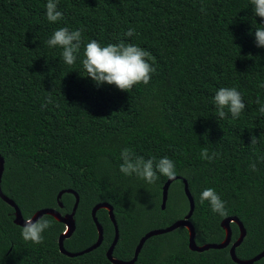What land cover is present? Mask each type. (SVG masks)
Wrapping results in <instances>:
<instances>
[{
	"label": "trees",
	"instance_id": "trees-1",
	"mask_svg": "<svg viewBox=\"0 0 264 264\" xmlns=\"http://www.w3.org/2000/svg\"><path fill=\"white\" fill-rule=\"evenodd\" d=\"M46 4L0 0V186L22 216L41 208L68 213L74 195L66 192L57 200V194L76 191L75 228L63 241L76 252L97 239L92 207L109 203L119 230L113 257L131 259L146 231L183 218L189 206L180 179L170 184L161 209L168 177L148 184L121 173V150L128 147L145 159L174 161L193 197L189 221L196 244L221 242V220L236 216L246 230L236 256L249 259L263 250L264 113L256 100L264 104V47L256 46L255 29L264 27V18L254 15L251 0H58L63 19L54 23L47 20ZM61 27L83 30L74 65L63 62L62 48L46 43ZM130 28L132 37L126 35ZM93 39L148 51L156 69L150 83L129 92L85 76L84 48ZM222 87L242 94L246 109L239 118H217L214 96ZM204 148L219 157L202 159ZM207 188L225 202L226 216L200 201ZM96 217L102 243L69 257L57 243L64 224L43 215L53 224L44 243L25 241L13 208L0 198V264H112L106 250L113 224L104 208ZM230 228L233 242L239 229L233 222ZM187 244L183 226L151 236L133 264H236L229 246L197 252ZM253 264H264V257Z\"/></svg>",
	"mask_w": 264,
	"mask_h": 264
},
{
	"label": "clouds",
	"instance_id": "clouds-1",
	"mask_svg": "<svg viewBox=\"0 0 264 264\" xmlns=\"http://www.w3.org/2000/svg\"><path fill=\"white\" fill-rule=\"evenodd\" d=\"M254 15L264 18V0H251ZM201 11H205L201 6ZM46 17L49 22H58L63 19V12L58 10V0H47ZM135 29L130 28L126 35L132 37ZM255 42L257 47H264V27L255 29ZM50 48L59 46L62 48L61 58L67 65H74L78 59V54L83 44V30H69L67 27H61L54 32L50 39L46 41ZM151 54L135 44H108L102 46L100 42L93 39L85 45L84 59L82 66L87 73L85 76L91 77L96 84L102 85L105 82L114 84L122 91H131L132 88L143 83L148 85L152 79V73L156 71L155 67L149 63ZM264 87V85H261ZM51 98H47V103H51ZM256 103L259 111L264 113V104L257 98ZM214 104L217 109V118L224 119L228 113L232 118H239L246 109V104L242 94L235 88H220L214 96ZM46 106V105H45ZM256 142L255 136L252 143ZM120 172L126 176H137L148 184H156L160 176H166L173 179L176 176V165L168 157H162L156 160L154 157L145 159L143 156L136 155L131 148L125 147L121 150ZM219 157V153L212 152L209 155L207 148L202 149L201 158L212 161ZM264 159V157H261ZM253 171H256V164L251 165ZM200 201H208L211 210L221 216L227 215L225 202L216 193L213 188L204 189L200 195ZM53 227L50 220L41 218L33 220L31 217L25 219L21 235L25 241H31L33 244H43L44 233Z\"/></svg>",
	"mask_w": 264,
	"mask_h": 264
},
{
	"label": "water",
	"instance_id": "water-1",
	"mask_svg": "<svg viewBox=\"0 0 264 264\" xmlns=\"http://www.w3.org/2000/svg\"><path fill=\"white\" fill-rule=\"evenodd\" d=\"M3 170H4V159L0 155V183H1V177H2ZM177 179H180L183 183V192H184V195L188 201V206H189L187 213L183 216V218L173 221L172 223H170L169 225H167L164 228H154V229H150V230L146 231L139 238V241H138V243L135 247V250H134L133 257L129 260H120V259L113 257L112 253H113V249H114V247L118 241V238H119V230H118V225L116 223L115 216L113 213V207L109 203L100 202V203H96L92 207L90 214H91V218H92V220L95 224V227H96L97 239L90 246L84 248L83 250L76 251V252L67 251L63 246L64 239L69 237L75 228L74 214H75V211H76L78 203H79V196H78L76 191H74L72 189H62L57 194V200H59L61 195L63 193H66V192L74 195L75 200H74V204L72 206V210L70 212L62 214L61 212H59L57 209H54V208H41V209L37 210L36 212H34L30 217L35 221V220L40 219L43 215H50L55 220H57L58 222L64 224V229L59 234L58 239H57V243H58L59 251L62 254L69 256V257H74V256H78V255L90 252V251L94 250L95 248H97L102 243L103 228H102L101 224L98 222L97 217H96L97 210H99L101 208H104L107 210L108 216H109V218L113 224V227H114L113 239L111 241V244L109 245V247L106 250V257L112 264H133L136 261L137 256H138L144 242L149 237L167 233V232L172 231V230H174L180 226H183L187 229V232H188V244L187 245L191 251L202 252V251L208 250L210 248L220 249V248H224V247L229 246V250H228L229 255L231 257V260L233 262H235L236 264H253L255 261L264 257V248L258 254L254 255L253 257H251L249 259H240L236 256L235 248L242 242V240L246 234V230H245L242 222L236 216L226 217V218L221 220L220 226L225 232L224 239L221 242H219V243H205V244H201V245L196 244L195 239H194L195 238L194 227L192 226L191 222L189 221V218H190V216L193 212V209H194V201H193V197L190 193V190L188 188V183H187L186 179L182 178L181 176L176 175L175 178H173V179L167 178L165 180V182L163 183L162 188H161V209L165 208L167 195H168V189H169L170 184L174 180H177ZM0 198L5 203H7L9 206H11L13 208V216H14L13 222L16 225L23 227L26 218H24L22 216L21 211L18 208V206L16 205V203L11 198L6 196L2 192L1 186H0ZM58 206L62 207V203L60 201H58ZM231 222L235 223L239 229V235L236 238V240L233 242L231 241V228H230Z\"/></svg>",
	"mask_w": 264,
	"mask_h": 264
}]
</instances>
